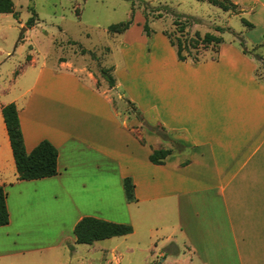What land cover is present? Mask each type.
<instances>
[{"label":"crops","instance_id":"0c3cea01","mask_svg":"<svg viewBox=\"0 0 264 264\" xmlns=\"http://www.w3.org/2000/svg\"><path fill=\"white\" fill-rule=\"evenodd\" d=\"M252 1L264 13V0ZM32 68L12 103L27 152L49 141L58 174L18 179L0 103V186L10 215L0 227V264H71L74 229L85 217L130 225L133 235L143 222L158 233L159 220L172 216L165 238L181 231L196 264H264V83L255 59L225 46L193 79L168 83L160 72L158 102L130 98L149 125L161 123L185 147L161 166L150 162L152 149H172L171 141L144 126L141 144L133 127L143 124L123 122L113 102L75 73ZM128 177L134 203L124 192Z\"/></svg>","mask_w":264,"mask_h":264},{"label":"rangeland","instance_id":"374dc122","mask_svg":"<svg viewBox=\"0 0 264 264\" xmlns=\"http://www.w3.org/2000/svg\"><path fill=\"white\" fill-rule=\"evenodd\" d=\"M231 1L237 5L236 12L224 11L207 0H13L19 16L0 14V103H12L31 82L36 71L32 66L45 64L57 71L73 72L103 93L123 122L138 120L140 110L130 98L158 102L156 83L160 72L161 79L168 83L182 75L190 80L197 77L194 69L214 61L212 46L200 47L199 52L192 50L202 58L199 63L192 59L179 61L168 35H183L189 42L197 33L201 37L221 36L224 42L220 48L232 45L242 52L243 40L249 51L262 56L256 72L264 82V13L252 0ZM34 16L36 25L29 28L28 22ZM129 20L130 28L122 32L120 24ZM177 20L186 24L183 34ZM146 24L149 34L144 30ZM219 27L224 33L217 31ZM103 70L114 77L115 87L104 78ZM143 127L133 132L142 136ZM174 221L173 216L166 217L165 222L160 219L159 228L163 230L158 233L150 232L143 222L133 235L93 245L70 243L71 264H196L197 258L181 231L174 230V237L166 240ZM157 222L153 221L152 226ZM69 234L75 239L73 233Z\"/></svg>","mask_w":264,"mask_h":264},{"label":"trees","instance_id":"16d2710c","mask_svg":"<svg viewBox=\"0 0 264 264\" xmlns=\"http://www.w3.org/2000/svg\"><path fill=\"white\" fill-rule=\"evenodd\" d=\"M203 1V0H200ZM210 4L217 6L224 11H237V5L231 0H207ZM0 14H13L18 17L19 14L14 11L13 0H0ZM36 16V15H35ZM33 17L28 22V27L33 28L36 25V17ZM180 18H185L183 16H177ZM186 20H194V18H185ZM247 26L252 27L253 25L245 21ZM132 24L129 20L126 23L120 24L119 28L122 32L127 31ZM176 25L180 26L179 32L183 34L186 28V24L181 23L179 20L176 21ZM113 30V28L111 29ZM144 30L149 34V27L146 24ZM218 32L224 33V29L218 28ZM170 43L173 47L177 49L178 60L181 62H186L188 59H192L195 63H199L202 58H199V53L193 54L192 50H198L200 47L209 49L212 46V51L214 55L212 60H218L220 47L224 40L221 36H215L211 34H206L201 37L198 33L195 39L190 42L187 39H183V35H168ZM24 39V37H22ZM22 39V40H23ZM240 45L243 48L245 55H250L256 59V61L262 60V56L259 54H253L246 48L243 40H240ZM102 74L104 78L109 81L111 87H115L116 80L107 70H103ZM256 77L259 81L264 83L259 79L257 72ZM138 112V111H137ZM2 114L6 124L8 136L10 139L11 148L13 151L14 160L16 163L18 179L19 180H39L44 178L54 177L58 174V150L49 141H42L32 152L28 153L25 147L23 132L20 123L19 111L15 103H10L2 108ZM137 119L150 131L154 132L157 136L165 141H171L173 144L172 149L160 147L152 149V153L149 157L150 162L154 165L161 166L166 163V159L175 153H182L185 151V147L175 141H172L164 126L161 128L158 126L149 125L142 113L139 111L137 114ZM133 129H139L138 127H133ZM136 137H140L139 141L141 144H145V139L134 133ZM124 192L126 200L128 203L137 202L135 196V184L132 178H125L123 181ZM7 193L4 187L0 186V227L9 225L10 215L7 209ZM133 227L126 224H119L114 222L105 221L102 219L94 217H85L81 219L74 229V235L76 237V243L80 245H93L95 242L104 241L116 237H125L133 233Z\"/></svg>","mask_w":264,"mask_h":264}]
</instances>
